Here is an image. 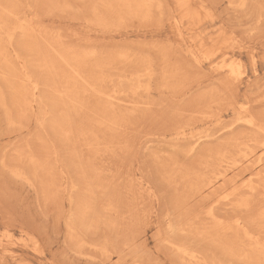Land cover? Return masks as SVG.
Returning <instances> with one entry per match:
<instances>
[{"label": "rangeland", "instance_id": "374dc122", "mask_svg": "<svg viewBox=\"0 0 264 264\" xmlns=\"http://www.w3.org/2000/svg\"><path fill=\"white\" fill-rule=\"evenodd\" d=\"M263 130L264 0H0V264H264Z\"/></svg>", "mask_w": 264, "mask_h": 264}, {"label": "bare ground", "instance_id": "6f19581e", "mask_svg": "<svg viewBox=\"0 0 264 264\" xmlns=\"http://www.w3.org/2000/svg\"><path fill=\"white\" fill-rule=\"evenodd\" d=\"M63 8V7H62ZM10 12V11H9ZM131 12V11H130ZM16 15V14H15ZM20 18V17H19ZM34 19V18H33ZM19 27V26H18ZM22 27V26H21ZM16 29V28H15ZM19 30H20V28H18ZM22 31H24V30H22ZM11 37V36H10ZM227 40V39H226ZM228 41V40H227ZM115 63V62H114ZM232 66H233V64H232ZM74 68V67H73ZM63 69V68H62ZM89 79V78H88ZM91 89V88H90ZM64 95V94H63ZM12 99V98H11ZM12 106V105H11ZM17 107V106H16ZM26 108V107H25ZM66 110V109H65ZM68 110V109H67ZM70 112V111H69ZM68 112V113H69ZM7 114V113H6ZM72 116V115H71ZM8 117V116H7ZM70 117V116H69ZM72 118V117H71ZM56 122V121H55ZM247 122H249V120H247ZM250 123H252V124H254L253 122H250ZM249 124V123H248ZM253 126H255V125H253ZM258 127V126H257ZM258 129V128H257ZM264 131V130H263ZM262 133H264V132H262ZM264 139V138H263ZM263 141V140H262ZM264 142V141H263ZM264 144V143H263ZM260 147V146H259ZM256 163V162H255ZM39 165V164H38ZM263 167V166H262ZM222 175V174H221ZM220 175H218L217 177H219ZM209 182V181H208ZM211 182V181H210ZM207 185V184H206ZM238 185V184H237ZM237 185H236V187H237ZM242 186V185H241ZM202 187V186H201ZM205 187H207V186H205ZM202 189H204V186H203V188ZM200 190V189H199ZM199 190H198V192H199ZM238 190V189H237ZM210 191H216V190H210ZM213 193V192H212ZM210 194H211V192H210ZM73 195V194H72ZM206 195V194H205ZM205 195H204V197H205ZM235 195V194H234ZM192 197H193V194H192ZM206 197H209V195L208 196H206ZM204 199H206V198H204ZM217 200V199H216ZM96 201H97V199H96ZM207 208V207H206ZM192 209V208H191ZM95 211V210H94ZM201 212V211H200ZM212 212V211H211ZM206 213V215H207V212H205ZM200 215V213H197L196 214V216H197V218H198V216ZM263 215H264V213H263ZM262 215V216H263ZM215 216V215H214ZM184 217V216H183ZM194 217V216H193ZM196 218V217H195ZM214 219H216L215 217H214ZM85 220V219H84ZM190 220H192V219H189V221ZM85 221H87V220H85ZM181 221V220H180ZM189 221H188V223H189ZM193 221V220H192ZM192 221H190V223L192 222ZM88 222V221H87ZM171 222V221H170ZM218 222H220V221H218ZM82 223V222H81ZM89 223V222H88ZM172 223V222H171ZM168 225H170L169 223H168ZM172 225H174L173 223H172ZM172 225H171V227H172ZM196 225V224H195ZM182 225H180V227L179 228H177L176 230H181L183 227H184V225H183V227H181ZM187 226V225H186ZM185 226V227H186ZM169 228V227H168ZM181 228V229H180ZM191 228V227H190ZM213 228V227H212ZM170 229V228H169ZM174 231V230H173ZM182 231V230H181ZM181 231H179V232H181ZM185 231H187V230H185ZM183 233H184V231H182ZM181 232V233H182ZM191 232V231H190ZM205 232V231H204ZM201 234H203V233H201ZM201 234H200V237H201ZM247 236V235H246ZM195 237V236H194ZM179 248V247H178ZM177 248V249H178ZM107 251V250H106ZM178 251H179V249H178ZM185 253V252H184ZM194 253V252H193ZM196 253V252H195ZM183 254V253H182ZM195 255V254H194ZM188 256H190L189 254H188ZM192 257H193V254H192ZM183 258H184V256H183ZM191 258V257H190ZM195 258H196V256H195ZM195 260H197V259H195ZM199 261V260H198ZM198 261H196V262H198ZM188 262H190V260L188 261ZM191 263H193V262H191ZM199 263V262H198ZM200 264V263H199Z\"/></svg>", "mask_w": 264, "mask_h": 264}]
</instances>
